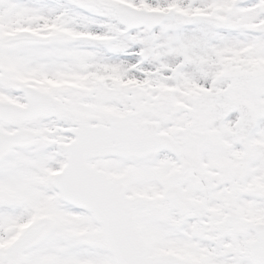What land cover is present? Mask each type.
<instances>
[{"label": "snow or ice", "instance_id": "6c2138e0", "mask_svg": "<svg viewBox=\"0 0 264 264\" xmlns=\"http://www.w3.org/2000/svg\"><path fill=\"white\" fill-rule=\"evenodd\" d=\"M0 264H264V0H0Z\"/></svg>", "mask_w": 264, "mask_h": 264}]
</instances>
